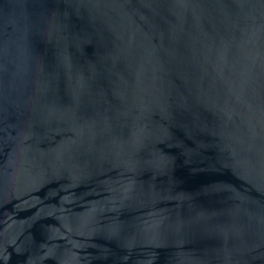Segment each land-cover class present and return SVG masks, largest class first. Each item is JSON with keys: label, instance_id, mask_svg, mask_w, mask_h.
<instances>
[{"label": "water", "instance_id": "1", "mask_svg": "<svg viewBox=\"0 0 264 264\" xmlns=\"http://www.w3.org/2000/svg\"><path fill=\"white\" fill-rule=\"evenodd\" d=\"M0 264H264V0H0Z\"/></svg>", "mask_w": 264, "mask_h": 264}]
</instances>
